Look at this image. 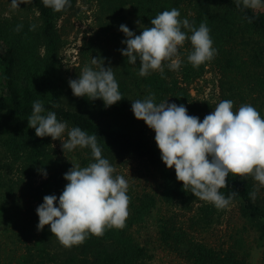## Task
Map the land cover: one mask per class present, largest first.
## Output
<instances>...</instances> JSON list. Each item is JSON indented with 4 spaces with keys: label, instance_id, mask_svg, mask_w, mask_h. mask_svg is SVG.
<instances>
[{
    "label": "trees",
    "instance_id": "obj_1",
    "mask_svg": "<svg viewBox=\"0 0 264 264\" xmlns=\"http://www.w3.org/2000/svg\"><path fill=\"white\" fill-rule=\"evenodd\" d=\"M29 2L38 13L35 20L0 18V264H152L154 253L134 227L156 207V196L145 192L123 202L106 191L89 193L95 191L92 176L117 155L158 168L170 198L191 190L239 202L264 237V185H257L249 155L223 161L183 135L150 137L136 123L143 117L142 94L148 104L167 97L188 104L191 95L182 83L198 78L218 50L222 98L236 110L234 118L245 116L252 141L264 150V0H103L104 30L122 33L129 5L144 25L140 44L114 68L103 49L104 59L87 84L72 89L59 54L57 21L77 0ZM196 37L203 43L185 54L181 80L155 69L160 46ZM60 122L80 144L79 202L67 200L74 190L66 184L75 179L73 168L61 166L34 180L39 165L52 159L51 137ZM8 158L21 162V174L10 175L14 164L10 168ZM52 199L57 218L47 221ZM159 227L163 246L191 264H248L241 243L218 250L173 224Z\"/></svg>",
    "mask_w": 264,
    "mask_h": 264
},
{
    "label": "rangeland",
    "instance_id": "obj_2",
    "mask_svg": "<svg viewBox=\"0 0 264 264\" xmlns=\"http://www.w3.org/2000/svg\"><path fill=\"white\" fill-rule=\"evenodd\" d=\"M102 1L77 0L74 9L60 16L57 21L62 40L59 54L68 83L67 89L87 84L91 72L104 59L103 49L109 52L107 64L114 68L121 66L123 56L140 44L144 25L132 8L129 5L125 7L124 14L127 17L123 32L118 36L111 35V32L103 28L107 13ZM37 16L29 0H0V18L23 21L35 20ZM201 43L203 40L196 37L163 44L159 49L155 69L165 73L169 80H181L180 68L185 54ZM217 52L209 58L205 70L198 78L191 83H182L191 95L189 103L197 104L195 109H190L189 103L176 102L171 97L148 104L146 94H142L143 117L139 116L136 123L150 137L160 132L183 135L192 146L203 148L223 161L229 159L228 155L234 161L243 160L249 155L253 162L251 171L260 188L264 185V150L257 149L252 141L245 116L234 118L236 110L232 111L231 105L222 98ZM80 151V144L72 129L64 123H57L51 137L52 159L46 161L47 164L39 165L34 180L39 182L46 179L53 172H58L61 166L73 168L76 170L75 179H70L66 184L73 186L74 190L67 200L76 197L79 202L82 183L76 174L80 165ZM9 162L10 168H13L12 162L14 164V168L10 169L11 176L22 173L21 162L12 158ZM105 162L100 172L92 176L95 191H90V194L106 191L108 195L123 202L129 196L145 192L157 198V205L151 214L134 227L138 240L147 244L154 253L152 264H191L175 250L163 246L159 226L166 222L189 233L193 240L218 250L236 247L241 243V250L245 252L239 251L245 255L248 264H264V237L243 216L239 202L229 201L223 195H196L191 190L170 198L165 193L166 188L163 189L161 172L145 160L130 155H117L112 162ZM53 201L46 207L47 221L57 218L58 205ZM91 204L97 207L95 202ZM75 207L78 205L75 204Z\"/></svg>",
    "mask_w": 264,
    "mask_h": 264
}]
</instances>
